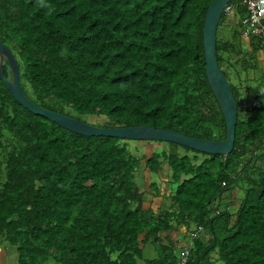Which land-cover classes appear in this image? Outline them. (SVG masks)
Wrapping results in <instances>:
<instances>
[{"label": "trees", "instance_id": "1", "mask_svg": "<svg viewBox=\"0 0 264 264\" xmlns=\"http://www.w3.org/2000/svg\"><path fill=\"white\" fill-rule=\"evenodd\" d=\"M212 1L0 0V39L24 91L44 107L100 126L220 140L227 128L203 38ZM232 3L217 37L227 78L240 76L248 56L247 8ZM225 23L229 37L219 35ZM249 40L264 49L263 39ZM4 73L11 77L6 59ZM140 141L163 150L138 153ZM143 169L160 177L168 169L169 178L140 190ZM149 193L162 199L159 211L139 205ZM181 226L176 241L170 232ZM0 240L16 248L18 264H182L186 248L185 264H213L212 253L224 264H264V90L246 116L239 106L234 149L222 155L76 133L23 106L0 77ZM148 244L159 255L146 257Z\"/></svg>", "mask_w": 264, "mask_h": 264}, {"label": "water", "instance_id": "2", "mask_svg": "<svg viewBox=\"0 0 264 264\" xmlns=\"http://www.w3.org/2000/svg\"><path fill=\"white\" fill-rule=\"evenodd\" d=\"M230 0H213L207 9L203 38L206 73L225 118L227 136L224 139H207L186 135L170 128L151 125L106 127L95 125L70 115L44 107L33 101L21 85V70L11 49L0 39V77L14 97L33 113L43 115L59 125L84 135H108L129 139L173 141L210 154L228 155L234 149L239 102L232 85L220 66L217 55V37L221 16ZM5 59L11 68V77L4 73Z\"/></svg>", "mask_w": 264, "mask_h": 264}, {"label": "rangeland", "instance_id": "3", "mask_svg": "<svg viewBox=\"0 0 264 264\" xmlns=\"http://www.w3.org/2000/svg\"><path fill=\"white\" fill-rule=\"evenodd\" d=\"M227 23L223 24V26L220 27L219 30V35H226V36H230L231 34H233L234 32V27L233 24L231 25H226ZM245 39L244 45L246 46L245 49H247L248 51L246 53H248L247 56V68H245V70H242L240 73V76L238 77L237 75L233 76V75H229V81L231 84H233L234 86L236 85L239 89H240V93L241 96L239 98V106H240V112L242 114V111L244 113L245 111V116L248 114V108L251 107L252 101H253V97L259 93L262 92L264 90V51L262 49H258V50H254L250 47L249 42ZM100 121V119H98ZM95 123V120L92 119L89 121V123ZM138 147H140L139 149H136V152L140 153V151H144L146 152L148 155L151 154L152 151V147H155L156 150L161 151L163 150V145L161 143H153L150 144L149 146L144 147L145 144H147L146 141H140L137 143ZM149 144V143H148ZM132 149L135 151V144H131ZM142 148V149H141ZM251 156H248V159ZM164 174H161V177L159 174L156 173H152V175L150 174V172L147 169H143L142 171L138 172L136 175V183L137 186L140 188V190H144L146 192H149L150 190V184L152 182L151 177H153V180H166L167 178H169V171L168 169H163ZM161 171V172H163ZM163 175V177H162ZM161 180H160V179ZM162 189L164 188V183L162 182ZM174 186V185H173ZM138 188V189H139ZM240 194L239 190H235L234 191V195L236 196L237 194ZM226 195L230 194V191H227L225 193ZM151 196V194L149 193L148 195L145 196L146 199H141L139 205L146 207L145 209H148L152 206H155L156 211H159L158 206L160 205L161 202V198L159 196H154V199L149 198ZM240 196V195H237ZM240 198V197H239ZM239 201H235V203ZM184 226H181L180 229H174L173 231H171V235L174 237V239L180 240L183 238L182 236V232L184 231ZM194 235V234H193ZM196 236V235H194ZM189 239L186 238L183 241L185 243H187ZM0 246L3 248H0V264H18V253L15 247L9 245L8 243H6L5 241H1L0 240ZM9 249V250H6ZM144 254L146 257L152 258L154 256L159 255V250L156 247H153L152 249H146L144 251ZM213 256V257H212ZM211 257L213 258V264H224L223 261L219 260L217 257V254L213 253L211 254Z\"/></svg>", "mask_w": 264, "mask_h": 264}, {"label": "built area", "instance_id": "4", "mask_svg": "<svg viewBox=\"0 0 264 264\" xmlns=\"http://www.w3.org/2000/svg\"><path fill=\"white\" fill-rule=\"evenodd\" d=\"M246 5L247 14L242 18L243 34L245 36H257L264 41V0H242ZM234 4H228L227 13H232ZM189 250L181 253V263L185 264Z\"/></svg>", "mask_w": 264, "mask_h": 264}, {"label": "crops", "instance_id": "5", "mask_svg": "<svg viewBox=\"0 0 264 264\" xmlns=\"http://www.w3.org/2000/svg\"><path fill=\"white\" fill-rule=\"evenodd\" d=\"M244 36V38H246V40L248 41V42H250V40H249V37L248 36H245V35H243ZM263 43H264V41H262ZM250 45V44H249ZM263 51H264V49H262ZM149 198H151V196L149 197ZM143 199H146L145 197L143 198ZM151 199H154V197H152ZM141 202V201H140ZM161 202H162V199H161ZM160 202V203H161ZM141 205V204H140ZM141 208L142 209H144V210H149V209H156L155 208V206H152V207H150V208H148V209H145L146 207H143V206H141ZM172 238H174L173 236H172ZM182 243H184V241L182 242ZM154 246L153 245H151V244H148L147 245V247H146V249H152ZM213 254V253H212ZM215 254H217V253H215ZM217 257H218V254H217ZM212 260H213V258H212Z\"/></svg>", "mask_w": 264, "mask_h": 264}, {"label": "clouds", "instance_id": "6", "mask_svg": "<svg viewBox=\"0 0 264 264\" xmlns=\"http://www.w3.org/2000/svg\"><path fill=\"white\" fill-rule=\"evenodd\" d=\"M41 5L42 6H46L45 4H44V0H41ZM186 249H188V248H186ZM189 250V249H188ZM184 251V250H183ZM182 253V252H181ZM188 257V256H187Z\"/></svg>", "mask_w": 264, "mask_h": 264}]
</instances>
